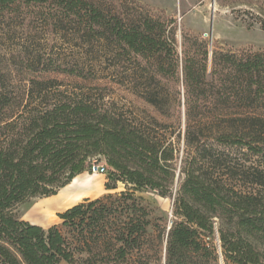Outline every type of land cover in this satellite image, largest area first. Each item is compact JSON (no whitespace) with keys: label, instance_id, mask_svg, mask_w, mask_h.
I'll return each instance as SVG.
<instances>
[{"label":"trees","instance_id":"trees-1","mask_svg":"<svg viewBox=\"0 0 264 264\" xmlns=\"http://www.w3.org/2000/svg\"><path fill=\"white\" fill-rule=\"evenodd\" d=\"M0 23L102 45L164 118L92 100L82 84L98 75L41 49L18 56L31 76L15 91L0 57V264H76L78 250L86 264H264V53L211 51L183 30L180 54L175 20L122 0H0ZM57 76L77 81L71 94ZM96 157L137 190L177 184L170 230L150 231L135 202L140 214L115 228L108 206L85 199L59 215L82 237L74 246L57 226L17 215Z\"/></svg>","mask_w":264,"mask_h":264},{"label":"rangeland","instance_id":"rangeland-1","mask_svg":"<svg viewBox=\"0 0 264 264\" xmlns=\"http://www.w3.org/2000/svg\"><path fill=\"white\" fill-rule=\"evenodd\" d=\"M122 1L152 14L164 10L169 18L175 20L178 24L177 42L180 54L183 30L195 32L207 39L211 51L217 47L223 51L238 54L264 53V0ZM40 49L63 59L78 62L86 69L95 72L98 75L96 82L81 83L83 92L92 100L103 99L107 104L115 102L117 106L132 112L134 116L145 122H149L154 117L160 121L164 120L153 106L132 92L127 75L120 72L110 61L111 53L102 45L88 46L73 37L47 34L41 29L36 33L28 32L20 27L9 29L5 23H0V57L7 60L4 63L5 71L12 78L14 84L12 87L15 91L25 90L28 83L24 79L31 76L18 64V56L25 51ZM57 78L61 92L71 94L78 84L75 79L63 76H57ZM94 163L102 164L105 160L96 157L89 162L88 166ZM114 172L110 167L104 175L91 174L87 170L81 184L72 191L76 195V200L79 202L85 199L102 201L103 205L108 206L112 212L111 218L115 228L128 222L135 213L140 214L137 211L133 212L131 208L135 202L136 206L143 207L148 212L147 219L151 222L150 231L169 229L174 219V201L178 185L175 184L174 189L166 195L149 188L137 190L132 185L118 181L112 176ZM58 196L32 198L18 206L16 213L23 220L45 229L57 226L71 244L79 246L83 241L82 237L70 227L65 226L59 217L66 211L67 205L54 208L45 216H32L39 205L55 201ZM72 205L74 206L71 204V207ZM99 232L96 230L93 237L99 238L101 234ZM90 245L94 246V243L91 241ZM88 257L87 252L78 250L76 264H86Z\"/></svg>","mask_w":264,"mask_h":264},{"label":"crops","instance_id":"crops-1","mask_svg":"<svg viewBox=\"0 0 264 264\" xmlns=\"http://www.w3.org/2000/svg\"><path fill=\"white\" fill-rule=\"evenodd\" d=\"M84 174L85 173H82V174L76 176L75 179L71 182V184H69L66 187H64L63 189H61L57 195L52 196V197H57L59 195L55 201H52L49 203L47 202V204H49V205L51 204L53 206V209L67 205L66 206L67 207L66 210H67V209H69V207H71V204L76 205V204L80 203L81 201L79 202L78 200H76V195L73 194L72 191L75 190V187L78 184H81V181L84 179ZM87 197H89V196H87ZM43 204L45 205V203H43ZM43 204H41V205H43Z\"/></svg>","mask_w":264,"mask_h":264},{"label":"bare ground","instance_id":"bare-ground-1","mask_svg":"<svg viewBox=\"0 0 264 264\" xmlns=\"http://www.w3.org/2000/svg\"><path fill=\"white\" fill-rule=\"evenodd\" d=\"M53 209V206L50 204L45 203V205H40L33 211L32 216L37 217V216H45L48 215Z\"/></svg>","mask_w":264,"mask_h":264},{"label":"built area","instance_id":"built-area-1","mask_svg":"<svg viewBox=\"0 0 264 264\" xmlns=\"http://www.w3.org/2000/svg\"><path fill=\"white\" fill-rule=\"evenodd\" d=\"M108 171V166L106 163H102V164H92L91 166V170L90 173L91 174H100V175H104L106 174Z\"/></svg>","mask_w":264,"mask_h":264},{"label":"water","instance_id":"water-1","mask_svg":"<svg viewBox=\"0 0 264 264\" xmlns=\"http://www.w3.org/2000/svg\"><path fill=\"white\" fill-rule=\"evenodd\" d=\"M171 228V227H170ZM170 228L168 230H170Z\"/></svg>","mask_w":264,"mask_h":264}]
</instances>
